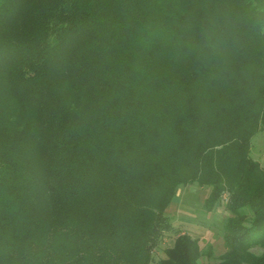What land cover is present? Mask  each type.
Instances as JSON below:
<instances>
[{
	"label": "trees",
	"instance_id": "1",
	"mask_svg": "<svg viewBox=\"0 0 264 264\" xmlns=\"http://www.w3.org/2000/svg\"><path fill=\"white\" fill-rule=\"evenodd\" d=\"M262 130L264 0H0V264H151L193 183L215 264H264Z\"/></svg>",
	"mask_w": 264,
	"mask_h": 264
},
{
	"label": "rangeland",
	"instance_id": "2",
	"mask_svg": "<svg viewBox=\"0 0 264 264\" xmlns=\"http://www.w3.org/2000/svg\"><path fill=\"white\" fill-rule=\"evenodd\" d=\"M251 157L264 167V131H260L252 140ZM210 192L209 187L199 186L196 183L181 186L166 209V215L176 228L175 232L164 233L158 246L153 251V261L157 264L160 259L166 258L165 250L172 247L177 235L185 232L199 240L200 248L206 251L213 247L215 257L208 259L203 256L200 264H215L219 254L224 253V224L229 210L226 208L228 195L224 194L210 212H206L203 204ZM259 253V250H255ZM218 253V254H217Z\"/></svg>",
	"mask_w": 264,
	"mask_h": 264
},
{
	"label": "crops",
	"instance_id": "3",
	"mask_svg": "<svg viewBox=\"0 0 264 264\" xmlns=\"http://www.w3.org/2000/svg\"><path fill=\"white\" fill-rule=\"evenodd\" d=\"M213 250L215 251L214 247H213ZM224 252H225V248H224ZM217 254H218V253H217ZM219 255H221V254H219ZM219 255H218V256H219Z\"/></svg>",
	"mask_w": 264,
	"mask_h": 264
}]
</instances>
